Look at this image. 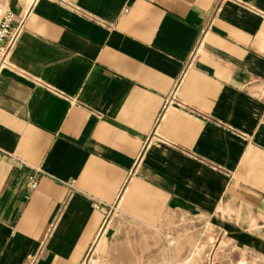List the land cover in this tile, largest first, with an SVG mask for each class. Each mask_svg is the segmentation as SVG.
Here are the masks:
<instances>
[{"label": "crops", "instance_id": "obj_1", "mask_svg": "<svg viewBox=\"0 0 264 264\" xmlns=\"http://www.w3.org/2000/svg\"><path fill=\"white\" fill-rule=\"evenodd\" d=\"M9 9L22 31L0 67V264H83L127 225L178 236L189 216L219 235L215 264L264 259V0ZM114 204L129 222L105 224Z\"/></svg>", "mask_w": 264, "mask_h": 264}, {"label": "rangeland", "instance_id": "obj_2", "mask_svg": "<svg viewBox=\"0 0 264 264\" xmlns=\"http://www.w3.org/2000/svg\"><path fill=\"white\" fill-rule=\"evenodd\" d=\"M32 0H0V4L14 9L20 5H27ZM105 224L110 218L119 219V223L126 224L118 204H114L106 212ZM208 220L200 217H182L180 219V235L168 236L166 232L160 229H152L153 236H147L145 233L139 234V231L133 226H122L126 233L125 240L121 243H105L98 239L90 249L83 264H208L213 259L215 264L219 258L220 250L215 247L219 242V235H213L208 226ZM138 226V225H137ZM132 227V228H131ZM130 228V229H129ZM100 238V237H99ZM158 246H163L165 239L168 245H172L177 251V256L169 257L166 261L162 254L155 256V252L145 251L150 239ZM145 245V246H144ZM221 245V244H220ZM160 257V258H159ZM216 259V260H215ZM245 261V259H243ZM264 259L259 257L248 258L247 263L261 264Z\"/></svg>", "mask_w": 264, "mask_h": 264}, {"label": "built area", "instance_id": "obj_3", "mask_svg": "<svg viewBox=\"0 0 264 264\" xmlns=\"http://www.w3.org/2000/svg\"><path fill=\"white\" fill-rule=\"evenodd\" d=\"M15 21V13L4 5L0 4V67L7 62V57L10 51L15 46L21 31L22 22L18 21L16 25H12ZM27 183L31 188H35L37 181L34 175H29ZM95 207H100L98 203L94 204ZM214 261L210 259L208 264ZM252 264V263H247ZM261 264H264L262 261Z\"/></svg>", "mask_w": 264, "mask_h": 264}]
</instances>
